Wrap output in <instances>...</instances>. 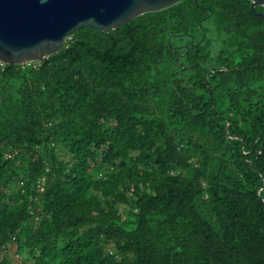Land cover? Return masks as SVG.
Here are the masks:
<instances>
[{"label":"trees","instance_id":"16d2710c","mask_svg":"<svg viewBox=\"0 0 264 264\" xmlns=\"http://www.w3.org/2000/svg\"><path fill=\"white\" fill-rule=\"evenodd\" d=\"M199 1L0 60V264H264V17Z\"/></svg>","mask_w":264,"mask_h":264},{"label":"water","instance_id":"95a60500","mask_svg":"<svg viewBox=\"0 0 264 264\" xmlns=\"http://www.w3.org/2000/svg\"><path fill=\"white\" fill-rule=\"evenodd\" d=\"M180 1L0 0V60L23 65L46 61L81 28L116 29L140 15L166 9ZM195 1L207 9L199 0ZM250 1L252 11L264 17V12L256 10L257 6H264V0Z\"/></svg>","mask_w":264,"mask_h":264},{"label":"rangeland","instance_id":"374dc122","mask_svg":"<svg viewBox=\"0 0 264 264\" xmlns=\"http://www.w3.org/2000/svg\"><path fill=\"white\" fill-rule=\"evenodd\" d=\"M123 209H126L123 207ZM8 256L13 260V261H22L23 259H26L27 255L26 254H19L18 253V248L16 245H12L10 252L8 253Z\"/></svg>","mask_w":264,"mask_h":264}]
</instances>
